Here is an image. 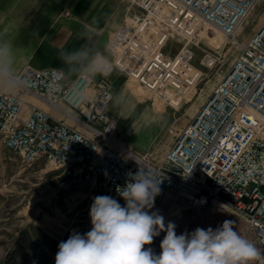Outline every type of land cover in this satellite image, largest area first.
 Here are the masks:
<instances>
[{
	"label": "built area",
	"instance_id": "obj_1",
	"mask_svg": "<svg viewBox=\"0 0 264 264\" xmlns=\"http://www.w3.org/2000/svg\"><path fill=\"white\" fill-rule=\"evenodd\" d=\"M262 0H126L129 19L112 36L113 71L178 107L196 92L203 72L222 61L221 45L238 44L242 28ZM178 50L172 54L169 42ZM241 45V44H240ZM59 68L24 67L22 87L0 91V133L23 162L62 167L74 184L125 201L128 172L140 166L161 177L157 196H172L192 208L213 206L244 216L264 248V19L206 101L177 135L160 162L129 155L113 137L110 77L67 78ZM44 102L57 115L25 100ZM24 108H29L23 118ZM70 120L71 124L65 122Z\"/></svg>",
	"mask_w": 264,
	"mask_h": 264
},
{
	"label": "rangeland",
	"instance_id": "obj_2",
	"mask_svg": "<svg viewBox=\"0 0 264 264\" xmlns=\"http://www.w3.org/2000/svg\"><path fill=\"white\" fill-rule=\"evenodd\" d=\"M262 1V5L257 7L239 33V45L221 39L210 40L211 44L221 45L218 50L213 48V51L222 54V61L216 68L208 70L203 67L200 64L203 52L198 51L196 64L203 75L196 92L180 106L174 107L163 102L122 73L114 94H120L123 102L119 105L112 103L111 108L119 117L117 136L129 155L153 162L162 160L177 135L195 116L229 69L241 45L247 43L263 21ZM117 13L115 17L120 16L121 20L112 36L129 19L126 2L119 6ZM178 48L179 44L175 40L169 42L168 50L172 54ZM151 109L156 111L154 118L148 120L145 114ZM96 196H101L99 190L71 183L62 167L46 160L33 164L23 162L19 155L6 147L0 133V264H55L60 242L66 241L73 231L85 234L91 230L89 213ZM146 211L149 214L158 212L164 217L165 225L170 221L175 223L177 235L191 233L198 227L216 229L225 220H232L235 222L234 229L261 252V259L255 264H264V248L255 242L244 216L233 210L213 206L192 208L165 195L156 196L153 208ZM165 235V232H161L145 248L151 247L159 255Z\"/></svg>",
	"mask_w": 264,
	"mask_h": 264
},
{
	"label": "clouds",
	"instance_id": "obj_3",
	"mask_svg": "<svg viewBox=\"0 0 264 264\" xmlns=\"http://www.w3.org/2000/svg\"><path fill=\"white\" fill-rule=\"evenodd\" d=\"M85 44L75 50L61 49L60 59L67 73L94 80L109 76L113 63L108 46L100 50L90 46L95 33L84 27L79 33ZM54 71H65L57 69ZM16 71V54L12 41L0 38V91L22 87ZM115 105L123 102L120 94H106ZM124 187L117 186L125 206L110 196H96L90 207L91 230L85 234L73 231L58 245L55 264H255L261 252L225 220L213 229L196 228L191 233L176 234V225L158 212L149 211L160 193L161 177L147 168H139ZM165 232L155 254L151 245Z\"/></svg>",
	"mask_w": 264,
	"mask_h": 264
},
{
	"label": "crops",
	"instance_id": "obj_4",
	"mask_svg": "<svg viewBox=\"0 0 264 264\" xmlns=\"http://www.w3.org/2000/svg\"><path fill=\"white\" fill-rule=\"evenodd\" d=\"M125 0H0V38L12 41L16 54V71L24 67H57L68 79L78 76L67 73V66L60 59L61 49L69 51L85 44L79 33L84 27L95 36L90 46L104 50L109 45L112 32L120 24L117 10ZM121 27V25L119 26ZM122 73L114 70L109 75L113 92ZM99 76H97L98 78ZM16 92L17 89L3 90ZM25 100L39 106L52 115L57 114L41 101L25 96ZM146 113L148 120L154 118L155 109ZM30 110L24 108L23 118ZM71 124L70 120H65ZM143 126L145 123L142 124ZM122 142V141H121Z\"/></svg>",
	"mask_w": 264,
	"mask_h": 264
},
{
	"label": "bare ground",
	"instance_id": "obj_5",
	"mask_svg": "<svg viewBox=\"0 0 264 264\" xmlns=\"http://www.w3.org/2000/svg\"><path fill=\"white\" fill-rule=\"evenodd\" d=\"M263 2V1H262ZM262 5V4H261ZM156 111V110H155ZM155 113V112H154ZM113 137L123 146V143L121 142V140H119V138H118V136H117V134L115 135H113ZM123 149H124V151L125 152H128L125 148H124V146H123Z\"/></svg>",
	"mask_w": 264,
	"mask_h": 264
}]
</instances>
